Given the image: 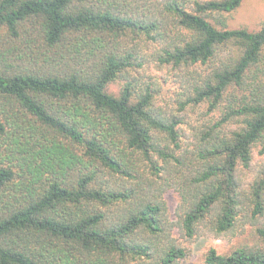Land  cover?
Here are the masks:
<instances>
[{
  "label": "trees",
  "instance_id": "trees-1",
  "mask_svg": "<svg viewBox=\"0 0 264 264\" xmlns=\"http://www.w3.org/2000/svg\"><path fill=\"white\" fill-rule=\"evenodd\" d=\"M243 2L0 0V264H188L185 243L239 230L202 263L264 264V25L230 27Z\"/></svg>",
  "mask_w": 264,
  "mask_h": 264
},
{
  "label": "rangeland",
  "instance_id": "rangeland-1",
  "mask_svg": "<svg viewBox=\"0 0 264 264\" xmlns=\"http://www.w3.org/2000/svg\"><path fill=\"white\" fill-rule=\"evenodd\" d=\"M228 19L231 28L244 27L251 30H259L264 25V0H244L242 6L236 12L229 15ZM140 75L143 76L146 80H152L158 84V87H160L163 91L162 98H164V95L166 96V99L169 101V109L173 110V106L171 104L172 101L170 100L174 96L175 91H173V86L175 85L172 82L169 70L158 68L156 67V65L148 63L144 68L140 70ZM166 79H168L167 83ZM119 89L120 84L115 83L110 86L109 90L117 94L119 92ZM199 112L197 111L196 113H191L190 115L191 117H193V119H195L199 115ZM204 114L205 110L203 109L200 112V116H203ZM253 159V165L250 169V172L255 174L256 176L260 171L264 160L257 151H255ZM250 172H247L246 175H250ZM166 197L168 198V201L170 202V205L173 209L174 205L176 204V197L174 195H171V193H168ZM240 231L241 230L238 231L237 235H235L234 238L229 237L225 240H218L212 238L211 236L203 235L191 244L185 243V245L190 249V255L188 257L187 263L203 264L202 256L210 247H215L220 253L227 252L232 245H236L240 241V238L243 236L241 235ZM245 236L246 235H244V237Z\"/></svg>",
  "mask_w": 264,
  "mask_h": 264
}]
</instances>
